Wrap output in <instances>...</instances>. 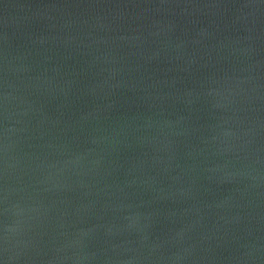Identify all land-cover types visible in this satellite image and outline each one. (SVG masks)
<instances>
[{
	"label": "water",
	"instance_id": "95a60500",
	"mask_svg": "<svg viewBox=\"0 0 264 264\" xmlns=\"http://www.w3.org/2000/svg\"><path fill=\"white\" fill-rule=\"evenodd\" d=\"M0 264H264V0H0Z\"/></svg>",
	"mask_w": 264,
	"mask_h": 264
}]
</instances>
